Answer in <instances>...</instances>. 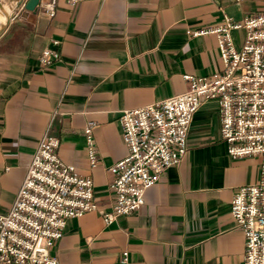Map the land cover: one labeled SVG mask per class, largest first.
I'll use <instances>...</instances> for the list:
<instances>
[{"label":"crops","instance_id":"obj_1","mask_svg":"<svg viewBox=\"0 0 264 264\" xmlns=\"http://www.w3.org/2000/svg\"><path fill=\"white\" fill-rule=\"evenodd\" d=\"M26 1L0 0V215L45 133L58 142L56 156L91 180L97 209L109 212V167L125 155L120 112L185 92V76L221 69L214 36L190 33L222 15L264 14V0H54L48 17L42 8L51 0L32 12ZM241 37L235 33L237 43ZM44 49L58 60L41 66ZM219 128L216 102L202 103L184 157L144 191L142 206L107 225L96 211L66 220L50 256L58 264H243L244 238L229 207L238 187L257 182L259 160L231 158Z\"/></svg>","mask_w":264,"mask_h":264},{"label":"built area","instance_id":"obj_2","mask_svg":"<svg viewBox=\"0 0 264 264\" xmlns=\"http://www.w3.org/2000/svg\"><path fill=\"white\" fill-rule=\"evenodd\" d=\"M53 7L51 0L42 11L52 17ZM236 32L242 34L240 43ZM190 35L214 36L221 69L185 76V92L120 112L125 155L109 167V212L97 209L91 180L56 156L58 142L45 133L9 210L0 215V264H58L49 251L61 238L66 220L96 211L107 225L137 211L144 191L184 157L191 117L207 101L219 107V135L227 154L259 160L257 182L234 191L229 214L244 238L243 264H264V14L238 21L222 15L218 24ZM56 60V52L44 49L38 63L47 66ZM92 128L91 122L83 128L90 168L96 164Z\"/></svg>","mask_w":264,"mask_h":264},{"label":"water","instance_id":"obj_3","mask_svg":"<svg viewBox=\"0 0 264 264\" xmlns=\"http://www.w3.org/2000/svg\"><path fill=\"white\" fill-rule=\"evenodd\" d=\"M39 0H27L23 5L24 12H32L36 8ZM2 28L0 29L1 32Z\"/></svg>","mask_w":264,"mask_h":264},{"label":"bare ground","instance_id":"obj_4","mask_svg":"<svg viewBox=\"0 0 264 264\" xmlns=\"http://www.w3.org/2000/svg\"><path fill=\"white\" fill-rule=\"evenodd\" d=\"M1 11V10H0ZM1 21V20H0ZM4 22V21H3Z\"/></svg>","mask_w":264,"mask_h":264}]
</instances>
